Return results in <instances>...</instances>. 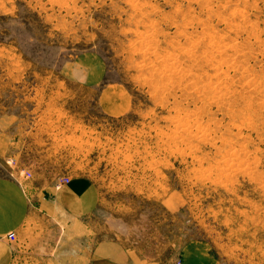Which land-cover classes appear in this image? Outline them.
<instances>
[{
    "label": "rangeland",
    "instance_id": "374dc122",
    "mask_svg": "<svg viewBox=\"0 0 264 264\" xmlns=\"http://www.w3.org/2000/svg\"><path fill=\"white\" fill-rule=\"evenodd\" d=\"M1 118L32 181L100 192L89 229L15 264H93L106 239L139 264L199 241L264 264V0H0Z\"/></svg>",
    "mask_w": 264,
    "mask_h": 264
},
{
    "label": "crops",
    "instance_id": "0c3cea01",
    "mask_svg": "<svg viewBox=\"0 0 264 264\" xmlns=\"http://www.w3.org/2000/svg\"><path fill=\"white\" fill-rule=\"evenodd\" d=\"M84 71L75 68L72 76L82 80ZM88 75L96 84L102 76L97 77L92 70ZM6 123L5 118L0 119V264H15L21 255L41 251L45 242L51 240V233L58 234L60 224L72 232L76 223L89 229V221L99 208L100 192L89 178L78 176L58 190H55L57 180L64 176L36 183L33 176L22 185L15 177V167L7 163L13 136L4 126ZM43 225L44 232L40 234L38 230ZM12 233L15 242L10 247L13 240L6 236ZM46 234L49 236L45 237ZM181 251L180 264H215L205 242L188 243ZM89 254L93 264H139L140 260L114 239L94 243Z\"/></svg>",
    "mask_w": 264,
    "mask_h": 264
},
{
    "label": "built area",
    "instance_id": "2783aa9c",
    "mask_svg": "<svg viewBox=\"0 0 264 264\" xmlns=\"http://www.w3.org/2000/svg\"><path fill=\"white\" fill-rule=\"evenodd\" d=\"M10 161H11V159H10ZM10 161L9 162H7L9 165L11 164L12 165V163H10ZM31 175H32V173L31 172H26L25 173V176H27V177H31ZM70 182V179L68 178V177H61L59 180H57V183H56V185H55V190H58L60 187H61V185H64V184H68ZM6 239H8V240H13L14 239V233H12V234H9V235H7L6 236ZM176 264H180V261H178Z\"/></svg>",
    "mask_w": 264,
    "mask_h": 264
},
{
    "label": "bare ground",
    "instance_id": "6f19581e",
    "mask_svg": "<svg viewBox=\"0 0 264 264\" xmlns=\"http://www.w3.org/2000/svg\"><path fill=\"white\" fill-rule=\"evenodd\" d=\"M10 166H14L15 167V169H16V173H15V177L21 182V184L22 185H24L23 184V181L25 182L26 180H29V179H31L32 177H33V173H32V171H28V170H19L15 165H11L10 164ZM31 172L32 173V175H31V177H27V176H25V173L26 172ZM22 178H24V180L22 179ZM22 179V180H21ZM64 185H66V184H64ZM64 185H61V187L60 188H62Z\"/></svg>",
    "mask_w": 264,
    "mask_h": 264
}]
</instances>
